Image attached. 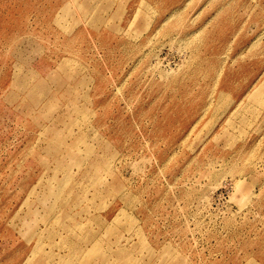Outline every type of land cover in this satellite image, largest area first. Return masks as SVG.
Masks as SVG:
<instances>
[{
	"label": "rangeland",
	"instance_id": "374dc122",
	"mask_svg": "<svg viewBox=\"0 0 264 264\" xmlns=\"http://www.w3.org/2000/svg\"><path fill=\"white\" fill-rule=\"evenodd\" d=\"M0 264H264V0H0Z\"/></svg>",
	"mask_w": 264,
	"mask_h": 264
}]
</instances>
